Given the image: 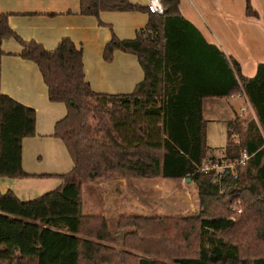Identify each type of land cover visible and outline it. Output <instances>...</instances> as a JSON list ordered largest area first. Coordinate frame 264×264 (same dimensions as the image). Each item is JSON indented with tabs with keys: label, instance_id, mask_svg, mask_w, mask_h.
<instances>
[{
	"label": "trees",
	"instance_id": "16d2710c",
	"mask_svg": "<svg viewBox=\"0 0 264 264\" xmlns=\"http://www.w3.org/2000/svg\"><path fill=\"white\" fill-rule=\"evenodd\" d=\"M161 3L162 13L148 11L133 37L112 33L103 44V59L116 48L131 52L143 72L119 93L90 88L81 49L68 37L47 49L18 36L0 11V36L20 44L18 55L36 63L47 98L65 106L52 134L72 162L56 186L35 197L0 192V264H264V61L242 75L237 61L181 16L178 0ZM140 8L129 0H78L79 13L95 16ZM245 12L255 14L248 0ZM191 35L206 47H185ZM237 92L253 117L226 119L221 156L207 155L202 97ZM33 133V108L0 92V176L27 175L21 138ZM243 153L242 163L218 172L199 168ZM155 176L188 177L199 209L179 216L81 213L83 182Z\"/></svg>",
	"mask_w": 264,
	"mask_h": 264
},
{
	"label": "crops",
	"instance_id": "0c3cea01",
	"mask_svg": "<svg viewBox=\"0 0 264 264\" xmlns=\"http://www.w3.org/2000/svg\"><path fill=\"white\" fill-rule=\"evenodd\" d=\"M129 1L143 8L101 10L95 16L79 13L78 0H0V11L6 13L7 24L18 36L33 39L47 49L53 48L60 38L68 37L81 49L83 77L90 88L119 93L132 89L142 78V69L131 52L116 48L109 59H103L101 53L103 44L112 33L119 38H130L145 25L148 17L146 0ZM248 1L255 14L245 12V0H178L181 16L206 43L237 61L244 76H251L256 63L264 61V0ZM20 47L13 37L0 36V92L33 108L34 133L21 138L20 164L27 175L0 176V192L9 189L24 200L56 186L61 180L58 175L69 170L72 162L62 140L52 134L53 124L64 114L65 106L61 101L47 98L46 85L36 63L19 56ZM185 47L206 45L194 36L185 42ZM219 97L223 98V108L227 111L223 115H228L232 109L242 119L253 117L241 92L202 97L205 143L208 124L205 103L209 101L210 110L220 113L217 109L221 105L211 106ZM240 97L244 104L239 101ZM236 106L241 112L248 109L250 114L242 116L243 113L236 112ZM221 154L222 151L219 156ZM99 205L82 198L81 213L103 214Z\"/></svg>",
	"mask_w": 264,
	"mask_h": 264
},
{
	"label": "rangeland",
	"instance_id": "374dc122",
	"mask_svg": "<svg viewBox=\"0 0 264 264\" xmlns=\"http://www.w3.org/2000/svg\"><path fill=\"white\" fill-rule=\"evenodd\" d=\"M239 101L245 103L242 97ZM212 102L214 105L211 106L221 107L217 109L220 113L212 112L210 102L205 103L208 118L206 153L219 156L225 143V119L235 115V111L231 109L225 116L223 114L227 111L223 108V98L219 97L217 101ZM237 106L235 107L237 113H243L242 116L250 114L248 109L241 112ZM81 186V194H84L81 198L100 203V211L109 218L120 214L179 216L194 213L199 209L195 184L185 178L173 180L160 176L126 177L115 178L110 182L92 178L83 182Z\"/></svg>",
	"mask_w": 264,
	"mask_h": 264
},
{
	"label": "built area",
	"instance_id": "2783aa9c",
	"mask_svg": "<svg viewBox=\"0 0 264 264\" xmlns=\"http://www.w3.org/2000/svg\"><path fill=\"white\" fill-rule=\"evenodd\" d=\"M145 7L147 11L149 12H154V13H162L163 11V6L161 3V0H146ZM247 155L243 153L238 159H236L233 163H217V162H211V163H202L199 168L202 170H207V169H215L216 172L220 171L224 167H231L232 164H237V163H242L243 159ZM237 203L235 199L232 200V205ZM235 211L239 212L240 207L235 206Z\"/></svg>",
	"mask_w": 264,
	"mask_h": 264
},
{
	"label": "water",
	"instance_id": "95a60500",
	"mask_svg": "<svg viewBox=\"0 0 264 264\" xmlns=\"http://www.w3.org/2000/svg\"><path fill=\"white\" fill-rule=\"evenodd\" d=\"M185 179H186V180H189V178H188V177H186Z\"/></svg>",
	"mask_w": 264,
	"mask_h": 264
}]
</instances>
